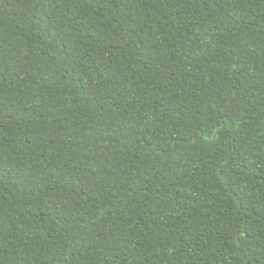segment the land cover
<instances>
[{"label": "trees", "instance_id": "obj_1", "mask_svg": "<svg viewBox=\"0 0 264 264\" xmlns=\"http://www.w3.org/2000/svg\"><path fill=\"white\" fill-rule=\"evenodd\" d=\"M0 264H264V0H0Z\"/></svg>", "mask_w": 264, "mask_h": 264}]
</instances>
